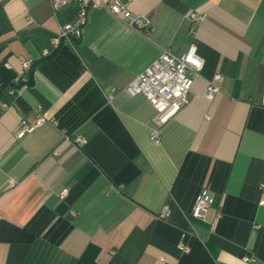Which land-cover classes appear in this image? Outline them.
Masks as SVG:
<instances>
[{
  "label": "crops",
  "instance_id": "crops-1",
  "mask_svg": "<svg viewBox=\"0 0 264 264\" xmlns=\"http://www.w3.org/2000/svg\"><path fill=\"white\" fill-rule=\"evenodd\" d=\"M122 1L149 32L95 6L81 38L53 48L74 4L0 0V264H264V0ZM189 10L206 13L193 31ZM191 42L203 66L154 144L153 107L122 87ZM37 105L47 119L17 136ZM202 188L205 220L191 213Z\"/></svg>",
  "mask_w": 264,
  "mask_h": 264
},
{
  "label": "built area",
  "instance_id": "built-area-1",
  "mask_svg": "<svg viewBox=\"0 0 264 264\" xmlns=\"http://www.w3.org/2000/svg\"><path fill=\"white\" fill-rule=\"evenodd\" d=\"M54 15L65 6L74 4L76 13L72 21L64 22L60 25L58 32L51 37L53 48H57L62 42H72L82 36L87 22L88 11L91 7L104 6L111 13L121 18L129 26L149 32L150 20L131 11L127 3L122 0H49ZM187 17L191 22L190 30L193 31L197 24H200L205 18L206 13L197 10H189ZM50 51L43 49L42 54L47 55ZM32 64L31 58L21 60V71L17 80L21 81L19 87L10 86L8 92L15 94L17 90L27 84L28 70ZM6 67H11L8 60L4 62ZM203 58L197 51V45L191 42L187 48L180 54L173 53L169 48H165L161 53L147 64L139 73H137L130 82L122 89L129 95L142 94L153 107V113L150 118L149 137L154 144L161 143V127L173 117L180 108L188 101V92L195 74L202 68ZM223 76L221 73H215L213 78L208 80L206 85L207 96H212L219 89V82ZM260 103L264 105V96ZM6 106L7 103L3 102ZM36 119L33 122H27L21 119L16 131L17 136H21L36 128L47 118L40 112V106L36 108ZM54 122V120H51ZM78 145L86 142L84 136L76 134L71 138ZM67 194V188L59 192L60 197ZM213 197L207 188H202L196 195L191 213L193 216L202 220L206 219L207 212L212 204ZM170 210L165 205L158 214L160 217L167 218ZM179 248L188 250L189 247L182 240L178 243ZM245 259H248L245 257Z\"/></svg>",
  "mask_w": 264,
  "mask_h": 264
},
{
  "label": "trees",
  "instance_id": "trees-1",
  "mask_svg": "<svg viewBox=\"0 0 264 264\" xmlns=\"http://www.w3.org/2000/svg\"><path fill=\"white\" fill-rule=\"evenodd\" d=\"M31 67H32V64H31ZM30 82V78L28 77V80H27V83H29ZM22 82L21 81H19V83L17 84H15V86H18V85H20ZM11 85H13V84H11Z\"/></svg>",
  "mask_w": 264,
  "mask_h": 264
}]
</instances>
